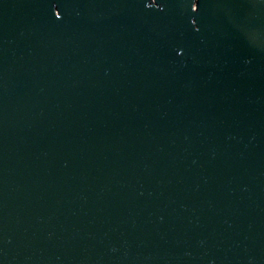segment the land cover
Segmentation results:
<instances>
[{
  "label": "water",
  "instance_id": "water-1",
  "mask_svg": "<svg viewBox=\"0 0 264 264\" xmlns=\"http://www.w3.org/2000/svg\"><path fill=\"white\" fill-rule=\"evenodd\" d=\"M0 264H264V0H0Z\"/></svg>",
  "mask_w": 264,
  "mask_h": 264
}]
</instances>
